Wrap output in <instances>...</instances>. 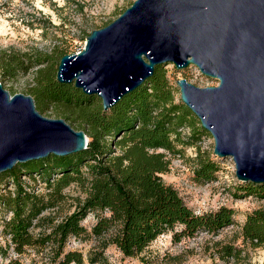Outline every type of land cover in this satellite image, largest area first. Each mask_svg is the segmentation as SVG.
<instances>
[{"label": "trees", "instance_id": "trees-1", "mask_svg": "<svg viewBox=\"0 0 264 264\" xmlns=\"http://www.w3.org/2000/svg\"><path fill=\"white\" fill-rule=\"evenodd\" d=\"M63 55L62 51L55 57ZM53 61L41 53L4 52L0 54V73L14 79L50 63L35 73L36 108L39 112L50 106L59 108L65 121L76 123L85 132L88 143L81 152L49 155L0 174V235L6 239L3 254L10 248L21 255L27 248L49 247L50 260L57 264H96L106 261L105 250L110 246L124 258H136L163 234H171L176 243L200 232L216 235L234 225L232 208L196 213L161 176L168 172V155H180L178 146L196 147L206 134L195 126L192 112L175 102V88L165 66H156L151 77L105 111L97 96L57 82ZM196 149L193 181H215L220 170L217 158ZM71 184L78 185L84 198L62 221L50 223L48 232L34 237L30 230L35 220L57 206ZM232 196L262 200L264 183L238 182ZM90 214L95 222L88 231L82 221ZM241 237L252 248L264 247V209L246 215ZM71 238L91 242V249L86 255L67 249ZM235 254L231 247L222 250L227 257Z\"/></svg>", "mask_w": 264, "mask_h": 264}, {"label": "water", "instance_id": "water-1", "mask_svg": "<svg viewBox=\"0 0 264 264\" xmlns=\"http://www.w3.org/2000/svg\"><path fill=\"white\" fill-rule=\"evenodd\" d=\"M190 65L214 87L179 79L181 103L229 159L239 182L264 183V0H135L60 58L56 80L101 100L105 111L158 65ZM84 131L44 117L29 95L0 84V174L16 164L86 149Z\"/></svg>", "mask_w": 264, "mask_h": 264}, {"label": "rangeland", "instance_id": "rangeland-1", "mask_svg": "<svg viewBox=\"0 0 264 264\" xmlns=\"http://www.w3.org/2000/svg\"><path fill=\"white\" fill-rule=\"evenodd\" d=\"M135 0H0V21H4L7 32L0 35V54L41 53L54 58L52 69L56 76L60 57L59 52L72 54L78 52L85 43L87 34L114 21ZM56 58V59H55ZM53 60V59H52ZM49 64L34 67L28 73L14 79L4 78L0 73V84L10 94L29 95L33 99L36 85V70H44ZM170 85L175 88V102L180 101L176 81L186 79L198 88L214 87L218 81L203 76L190 65L176 70L172 64L165 66ZM182 104V103H181ZM36 105V104H35ZM50 119H63L62 112L55 106L44 108L40 112ZM193 114V113H192ZM195 126H201L197 117ZM78 131L76 123L66 121ZM187 128V127H186ZM82 131V130H81ZM186 131V130H185ZM206 132V131H205ZM187 135V134H186ZM196 145L201 151L213 155V139L206 132ZM196 147L178 146L180 155H168L169 169L162 174L163 180L172 185L182 196L186 204L196 213L202 214L217 210L221 206L232 208L235 223L222 229L216 235L200 232L193 238L171 241V234H163L136 258H124L113 246L105 250L106 261L96 264H264V247L252 248L243 243L241 226L246 215L256 209H264V199L254 197L234 198V188L238 182L234 175V166L229 159H215L220 166L216 180L206 184L193 181ZM214 156V155H213ZM43 192V188L38 189ZM64 199L55 207L43 211L40 219L35 220L31 228L34 237L48 232L50 223L57 224L71 214L84 193L76 184L63 191ZM95 218L88 215L82 225L90 231ZM6 239L0 235V264H57L50 260L49 247L43 249L27 248L18 255L11 248L3 254ZM92 243L71 238L67 249L80 250L86 255ZM224 247H231L236 254L232 257L222 255ZM73 264V263H72ZM84 264H89L87 261Z\"/></svg>", "mask_w": 264, "mask_h": 264}, {"label": "bare ground", "instance_id": "bare-ground-1", "mask_svg": "<svg viewBox=\"0 0 264 264\" xmlns=\"http://www.w3.org/2000/svg\"><path fill=\"white\" fill-rule=\"evenodd\" d=\"M7 32V26L4 21H0V35H4Z\"/></svg>", "mask_w": 264, "mask_h": 264}]
</instances>
